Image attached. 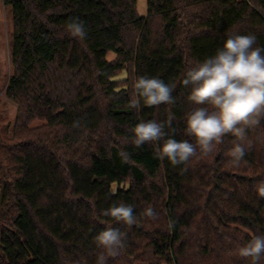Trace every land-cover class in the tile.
I'll return each instance as SVG.
<instances>
[{
	"label": "trees",
	"instance_id": "16d2710c",
	"mask_svg": "<svg viewBox=\"0 0 264 264\" xmlns=\"http://www.w3.org/2000/svg\"><path fill=\"white\" fill-rule=\"evenodd\" d=\"M3 2L13 20L6 94L17 114L10 141L0 140V264H253L239 249L264 235L255 190L264 116L247 127L238 166L232 134L173 165L152 144L135 146L131 129L172 114L167 137L195 145L185 114L198 106L184 75L229 35H255L264 48V0H148L144 16L137 0ZM76 18L83 38L67 29ZM140 76L174 85L175 102L131 108ZM121 202L133 208L131 226L102 214ZM108 227L124 237L116 255L95 240Z\"/></svg>",
	"mask_w": 264,
	"mask_h": 264
},
{
	"label": "clouds",
	"instance_id": "9594fccd",
	"mask_svg": "<svg viewBox=\"0 0 264 264\" xmlns=\"http://www.w3.org/2000/svg\"><path fill=\"white\" fill-rule=\"evenodd\" d=\"M67 29L75 37L85 36L83 22L78 18L70 21ZM256 43L255 35H229L214 55L195 62L186 71L182 83L190 87L188 99L198 107L185 114V132L195 139V145L188 140L167 137L165 125L170 126L175 118L169 114L164 123L140 120L131 129L135 146L150 143L157 158H167L177 165L195 156L197 146L201 152L210 153L216 144L223 142L225 135L232 134L240 142L234 144L229 155L233 165L238 166L245 155L241 142L246 138L247 127L258 124L259 118L264 116V48L256 46ZM134 89L138 99L129 106L137 110L141 100L150 107L175 102L172 96L174 85L166 84L158 77L140 76L134 82ZM255 190L260 197H264V180L258 183ZM102 214L129 226L136 222L132 206L122 202L113 203ZM144 214L148 217L156 215L152 208H147ZM123 239L121 232L112 227L95 237L98 246L112 255H116L123 246ZM239 254L252 258L253 264H259L264 255V235L253 236L239 249ZM99 264H105L103 258H100Z\"/></svg>",
	"mask_w": 264,
	"mask_h": 264
},
{
	"label": "rangeland",
	"instance_id": "374dc122",
	"mask_svg": "<svg viewBox=\"0 0 264 264\" xmlns=\"http://www.w3.org/2000/svg\"><path fill=\"white\" fill-rule=\"evenodd\" d=\"M137 9L141 16L147 15L148 0H137ZM13 31V20L10 9L0 0V140L8 143L13 132L17 114V104L8 98L6 88L11 74L13 65L11 61V39ZM113 55H110L112 57ZM128 76L126 71H122L116 77L124 83L125 77ZM0 152L3 148L0 147ZM2 167L0 163V177Z\"/></svg>",
	"mask_w": 264,
	"mask_h": 264
}]
</instances>
